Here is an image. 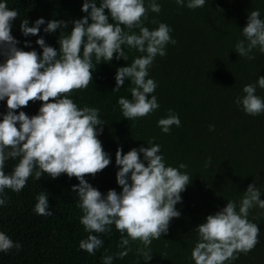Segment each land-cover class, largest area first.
<instances>
[{
  "label": "clouds",
  "instance_id": "obj_1",
  "mask_svg": "<svg viewBox=\"0 0 264 264\" xmlns=\"http://www.w3.org/2000/svg\"><path fill=\"white\" fill-rule=\"evenodd\" d=\"M175 3L196 10L204 7L206 0ZM161 10L156 0H149L147 7L145 0H83L81 11L85 15L79 19L46 21L41 17L33 26H29V19L23 20L20 31L24 37L39 36L44 25L45 34L59 31L58 49L47 44L43 36L35 41L41 53L19 47L21 42L12 35L18 12L10 10L6 0L0 2V102L6 101L7 109L0 112V206H6L9 199L5 189L20 193L33 174L36 181L44 174L53 180L62 174L76 178L79 183L72 186V192L79 198L76 207L83 213L80 224L88 233L86 239L80 240L78 250L94 256L104 244L101 234H111L113 225L120 233V251L104 254L103 264L123 260L136 242L142 245L136 248V254L148 264L153 259V240L167 235L170 222L181 216L176 205L182 203L181 193L192 182L189 174L181 171L187 169L186 164H166L161 145L153 137L146 142L147 147H134L127 153L122 146L117 148L116 181L122 191L109 189L106 195L102 193L86 176L94 178L111 164L110 154L98 138L106 124L99 118V108H81L71 98L75 91L87 89L93 82V57L96 64H111L114 59L127 61L122 47L126 46L141 55L130 66L116 69L112 91L119 92L125 81L131 84V99L121 96L117 101L123 117L136 121L159 109L153 95L158 85L149 78V69L157 56H166L167 45L177 41L166 23L152 19L149 22L158 27L150 30L144 21L149 20V12L159 14ZM69 24L70 34H65ZM241 35L244 39L235 44L240 57L256 59L253 50L264 54V19L259 10L250 11ZM24 47L31 48V41L25 40ZM257 87L264 89V76L245 85L243 95L235 100L246 115L253 117L264 114V98L256 94ZM30 102L41 105L31 116L22 110ZM173 125L180 127L181 120L172 110L157 121L165 134H170ZM209 130L214 131V126L210 125ZM17 159L12 171L6 172V161ZM36 200L33 211L37 215L53 216L46 193L38 194ZM254 208L264 210V199L255 182L248 185L238 202L228 200L225 207L208 215L193 230L197 234L190 257L194 264H232L240 253L252 251L260 233L259 226L249 220ZM262 214L258 212L252 219ZM21 247L0 231V252L7 254Z\"/></svg>",
  "mask_w": 264,
  "mask_h": 264
},
{
  "label": "trees",
  "instance_id": "obj_2",
  "mask_svg": "<svg viewBox=\"0 0 264 264\" xmlns=\"http://www.w3.org/2000/svg\"><path fill=\"white\" fill-rule=\"evenodd\" d=\"M4 2V0H0ZM8 8L18 12L13 22L12 35L21 43L25 51L37 50L35 41L43 36L50 46L59 48L56 34H45L43 27L39 36L24 37L20 31L23 20L29 19L33 26L36 19L65 21L81 18L83 0H6ZM149 0H145L147 7ZM161 5L159 14L149 12V20L144 21L150 30L158 27L149 21L156 19L169 25L171 37L177 41L168 44L166 56H157L149 69V78L157 82L153 95L160 105L153 114L136 121L126 120L117 101L124 96L131 99L130 81L119 92L115 87L116 69L130 66L139 55L136 50L124 48L128 60L115 59L109 63L96 64L93 82L87 89L75 91L72 99L79 107L90 106L100 109L99 118L106 124L98 138L103 148L110 154L111 164L94 178L86 179L105 195L109 189L122 191L116 181L118 168L115 153L122 146L124 153L155 137L161 145V154L167 165L179 167L184 163L192 182L181 193L182 203L176 208L179 218L170 222L169 232L158 240H153V259L148 264H194L191 251L197 242L193 230L226 206L228 200L239 201L249 184L256 183L264 199V114L246 115L235 103L242 96L247 84L256 83L264 76V54L253 50L256 57L249 60L235 52V44L244 39L241 30L246 26L252 10H259L264 19V0H206L204 7L189 10L180 7L175 0H156ZM99 3V0H97ZM218 9H222L220 11ZM107 11V10H106ZM111 22V19H110ZM72 25L65 29L70 34ZM31 41L32 47H24V41ZM256 94L264 98V89L257 87ZM40 102H30L24 110L35 115ZM6 101L0 102V112H6ZM169 110L178 114L181 126H172L170 134H165L157 126L160 118H166ZM214 126V131L209 126ZM142 158V155H141ZM17 160L6 161L5 171L11 172ZM76 178L66 174L53 180L44 174L36 181L31 176L26 187L15 193L5 189L9 198L6 206H0V231L14 242H19L20 250L0 252V264H103L104 254L114 255L120 251L117 244L120 233L112 226L111 234H101L103 247L94 256L78 250L79 242L88 233L80 224L82 211L76 207L78 196L72 186L78 184ZM46 193L49 210L53 216L37 215L33 209L36 196ZM238 210V209H237ZM258 212L252 209L249 220L260 228L259 243L247 255L240 253L232 264H264V214L258 219ZM95 234V233H93ZM139 242L131 245L123 260L114 259L113 264H145L143 257L136 254ZM166 254V257H162Z\"/></svg>",
  "mask_w": 264,
  "mask_h": 264
}]
</instances>
